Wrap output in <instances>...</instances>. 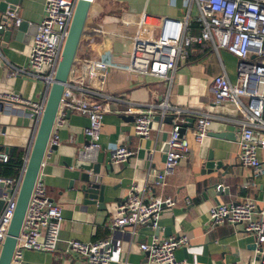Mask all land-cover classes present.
<instances>
[{
  "label": "crops",
  "instance_id": "obj_1",
  "mask_svg": "<svg viewBox=\"0 0 264 264\" xmlns=\"http://www.w3.org/2000/svg\"><path fill=\"white\" fill-rule=\"evenodd\" d=\"M14 1L17 4L12 12L15 18L7 19L10 25L6 28L13 27L16 19L19 24H25V29L19 33L17 41L11 38L3 43L0 37V92L14 93L23 100L39 103L46 91L45 84L22 72L27 69L29 46L35 27L42 19L44 0ZM109 1L111 4L103 0L95 7L92 16L87 15L75 60H102L112 67L104 83V93L113 98L109 104L111 113L101 120L95 162L100 163L101 173L118 146H126L134 154L124 163H110L111 172L105 177L103 208L85 203L78 193L77 176L93 163L79 161L76 155L87 143L82 129L89 124L84 115L68 113L58 131L60 143L55 150L44 155L39 172L47 197L61 207L59 241L52 253L25 251L22 264H84L76 254L65 250L66 242L87 243L102 238H107L113 249L118 246L121 249L118 253L113 250L109 264H146V256L138 244L148 242L154 234L159 239L185 235L189 245L175 250L174 258L186 264H248L254 255L255 240L251 234L243 232V227L206 228L208 209L214 204L250 199L258 209L264 207V175L255 177L238 163L236 126L226 120L235 115L234 107L230 103L215 105L209 92L210 82L221 73L230 83L235 82L233 58L224 51L216 56L209 49L193 48L185 67H181L168 84L151 77L127 74L122 69L129 63L131 42L114 36L89 34L88 26L98 13L101 14L100 7L108 9L103 11L108 12L107 19L135 23L141 14L171 20H180L183 14L179 2L172 7L169 0H129L126 8L120 6L119 0ZM99 16L100 22L105 20ZM223 59L230 65L225 66ZM77 69L76 77L82 75ZM161 101L182 110L207 113L213 120L200 145L192 139L194 122L186 128L184 135L189 140L187 158L162 181L156 178L163 167L161 134L169 130L170 124L153 121L148 138L142 139L133 134V116L126 113L130 107L143 108ZM3 108L0 113L1 152L7 147L11 154L15 150L23 163L36 129L34 116L25 105L6 103ZM223 132H226L223 138H217L216 134ZM208 153L215 162L221 163L213 175L200 174ZM256 155L259 160H264L263 149ZM19 172L20 167L0 165V179L15 178ZM215 183L222 186L225 193L217 195L213 187ZM131 184L137 186L145 201L157 195L174 199L171 208L161 209L157 229L137 227L132 234L129 227L117 230L109 227L117 203L127 196ZM2 189L0 183V194ZM262 245L264 247V242Z\"/></svg>",
  "mask_w": 264,
  "mask_h": 264
},
{
  "label": "built area",
  "instance_id": "obj_2",
  "mask_svg": "<svg viewBox=\"0 0 264 264\" xmlns=\"http://www.w3.org/2000/svg\"><path fill=\"white\" fill-rule=\"evenodd\" d=\"M78 0H44L43 15L36 26L28 51L27 69L22 72L45 84V94L39 103L23 100L14 93H1L0 102L17 103L31 109L35 125L40 119L43 104L56 73L61 57V49L67 38L72 14ZM93 0H91L92 4ZM174 7L179 2L182 11L180 20L157 18L141 14L138 21L112 20L108 9L100 7L101 14L88 26L89 34L114 36L131 42L128 65L122 70L127 74L151 77L171 83L174 74L187 64L190 51L195 47L206 48L218 56L221 51L235 59V82H229L224 73L212 79L209 86L215 105L230 103L235 115L226 119L236 126L238 163L247 168L255 177L264 175V160H259L256 152L264 150V0H169ZM103 16L101 22L100 16ZM6 19L15 16L6 14ZM19 21L15 19L14 26ZM3 28V24H0ZM112 67L102 60H82L78 69L82 75L71 73L59 100V108L52 123L45 154L51 147L59 145L58 131L70 112L84 115L88 126L82 129L86 144L77 152L79 161L95 163L98 152V138L102 118L111 113V96L104 93V83ZM133 116V134L142 139L149 136L153 118L158 122L171 116L169 130L163 145L165 162L157 179L162 181L182 160H185L189 140L180 135V129L187 124V117L194 118L193 141L200 145L207 134L212 116L207 113L182 110L164 101L150 103L143 108L130 107L126 111ZM44 154V155H45ZM134 151L126 146H118L110 156L114 165L128 161ZM26 157L22 160L19 175L15 178L0 179L3 185L0 200V248L6 236L16 202V194L21 183ZM8 153L0 152V165L6 164ZM40 172V171H39ZM40 173L30 193L24 212L10 264H22L25 251L52 253L59 241L62 223L61 207L46 195ZM127 196L117 203L114 217L109 221L112 230L129 227L132 234L137 227L157 229L159 214L163 208H171L172 197L157 195L145 201L135 184L128 188ZM206 228L218 226L243 227V232L254 237V255L248 264H264V207L246 199L239 203H217L208 209ZM189 241L185 235L159 239L155 234L148 242L138 244L146 256V264H186L174 258L175 250L186 248ZM118 253L121 249L114 248ZM107 238L80 243L68 240L66 249L76 254L84 264H109L114 250Z\"/></svg>",
  "mask_w": 264,
  "mask_h": 264
},
{
  "label": "water",
  "instance_id": "obj_3",
  "mask_svg": "<svg viewBox=\"0 0 264 264\" xmlns=\"http://www.w3.org/2000/svg\"><path fill=\"white\" fill-rule=\"evenodd\" d=\"M17 6L14 0H0V23L3 24V28H0V37H2V42H8L11 38L13 40H18L19 33H22L25 29V24H19L18 26L8 27L9 21L5 18L6 14L13 12V9ZM91 3L89 0H78L75 5V9L72 14V20L67 32V38L61 49V57L59 63L56 67V73L46 93V97L43 104V111L40 119L37 123L34 135L31 140V145L26 157V165L21 176V183L16 194L15 207L13 209L12 218L9 222V226L6 231V236L2 242L0 248V264H10V260L13 254V249L16 244L17 238L19 236V231L24 219V212L29 201V196L33 185L36 181V177L43 164V157L45 154V149L47 146V141L52 129V123L59 108V100L61 94L64 90L71 73L78 67V61L76 58V51L79 42L82 37V32L87 20V15L90 9ZM3 17V18H2ZM36 29V27H35ZM16 40V41H17ZM3 104L0 102V113L3 111ZM153 121L158 122V118L154 117ZM187 124H185L180 129V135H183L187 127H191L193 124L192 118L186 119ZM163 123L169 125L171 124V116L166 117ZM226 132L216 134L217 138L222 139ZM166 133L161 134V140L165 141ZM56 147H51V150H55ZM2 146L0 145V152ZM167 148L165 145L162 147V163L165 162L166 158L164 153ZM9 151V152H8ZM4 153L11 154V149L4 148ZM206 162L202 165V170L200 174L213 175L217 173L220 169V162H215L213 156L210 153L206 155ZM109 162L104 168L103 172L100 171V163L91 164L90 168L86 171L80 172L77 176L78 183V193L83 196L84 202L88 204H95L97 208L101 206L103 208L105 195V187L107 186L105 182V177L111 172ZM222 176V175H221ZM216 188L217 195L224 192V188L218 183L213 185ZM225 193V192H224ZM3 201L0 200V210L2 209Z\"/></svg>",
  "mask_w": 264,
  "mask_h": 264
},
{
  "label": "rangeland",
  "instance_id": "obj_4",
  "mask_svg": "<svg viewBox=\"0 0 264 264\" xmlns=\"http://www.w3.org/2000/svg\"><path fill=\"white\" fill-rule=\"evenodd\" d=\"M119 1H121V4H120V6L121 7H123V8H126L127 7V5L129 4L128 2H129V0H119ZM101 2H103V0H93V2H92V4H91V6H90V10H89V13H88V16H92L93 15V13H94V9H95V7L99 4V3H101ZM107 2V3H106ZM106 2H104V3H106V4H111V1H109V0H106ZM181 7V6H180ZM177 8L179 9V5L177 6ZM181 11V10H180ZM124 42V44L125 43H127L126 41H122V43ZM221 52H223V51H221ZM229 55V54H228ZM229 56H231V55H229ZM232 57V56H231ZM233 58V57H232ZM93 60V59H92ZM233 60H234V65H235V59L233 58ZM223 64L225 65V66H228V65H230L229 64V62H225V60L223 59Z\"/></svg>",
  "mask_w": 264,
  "mask_h": 264
},
{
  "label": "trees",
  "instance_id": "obj_5",
  "mask_svg": "<svg viewBox=\"0 0 264 264\" xmlns=\"http://www.w3.org/2000/svg\"><path fill=\"white\" fill-rule=\"evenodd\" d=\"M195 48H200V47H195ZM21 165H22V162L20 161L19 154H17L16 151L14 150L12 154L9 156L5 166H10L12 168H19L21 167Z\"/></svg>",
  "mask_w": 264,
  "mask_h": 264
},
{
  "label": "bare ground",
  "instance_id": "obj_6",
  "mask_svg": "<svg viewBox=\"0 0 264 264\" xmlns=\"http://www.w3.org/2000/svg\"><path fill=\"white\" fill-rule=\"evenodd\" d=\"M89 2H91V0H89Z\"/></svg>",
  "mask_w": 264,
  "mask_h": 264
}]
</instances>
